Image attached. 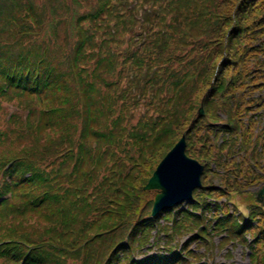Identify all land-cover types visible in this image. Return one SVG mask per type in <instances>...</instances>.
<instances>
[{
  "label": "trees",
  "instance_id": "obj_1",
  "mask_svg": "<svg viewBox=\"0 0 264 264\" xmlns=\"http://www.w3.org/2000/svg\"><path fill=\"white\" fill-rule=\"evenodd\" d=\"M86 1L0 0V125L5 104L29 112H13L0 127V196L11 194L0 201V264H179V252L136 258L168 214L151 217L154 198L147 200L144 186L184 132L188 153L198 157L196 124L219 120L223 110L237 122L249 103L263 101L264 0H151L156 12L145 9L146 18L132 8L120 15L130 0H92L84 8ZM136 21L150 28L151 40L138 42L133 59L114 56L112 43ZM170 41L174 51L194 53L185 59L195 80L161 64L172 60ZM130 62L139 76L125 84L131 71L121 66ZM144 75L136 93L133 83ZM199 97L203 116L194 107ZM141 99L150 112L134 122ZM190 206H200L196 195ZM189 211L159 230L168 243L195 226L209 246L211 222ZM234 218L227 213L213 230ZM228 229L222 244L254 233L252 264H264V213L260 227L249 220Z\"/></svg>",
  "mask_w": 264,
  "mask_h": 264
},
{
  "label": "rangeland",
  "instance_id": "obj_2",
  "mask_svg": "<svg viewBox=\"0 0 264 264\" xmlns=\"http://www.w3.org/2000/svg\"><path fill=\"white\" fill-rule=\"evenodd\" d=\"M136 3L137 0H130L129 4H127L126 6L124 5L122 8H120V10H118L119 12L122 11L120 12V15L125 16L127 12L130 11V8H132V11H135L138 14L139 18H140L139 14L143 13L145 9L146 12L147 11L152 12L151 0H142V1L138 0V5H136ZM90 4H92V0L86 1V3L82 6L84 8H90ZM146 12L142 14L143 18H146ZM154 12H156V9L152 13ZM168 18H170V16ZM141 23L138 24V21H136L131 27H129L130 28L129 31L127 32L124 31L123 39H121L119 42L112 43L114 56H118V55L122 57L127 56L128 58L133 59V55H135L134 48L135 49L137 48L138 42H142L144 40L145 42L146 41L149 42V40H151L149 36L150 28L146 29L144 25H142ZM106 24L107 23H103V26H105ZM108 26L111 25H106L105 27L107 28ZM73 30L74 29L68 27L65 29V33L70 35L71 38L76 39L75 36L71 35ZM128 38L134 39V41L137 42L135 43L129 40ZM170 45H171V49L169 48V50H167L165 54L167 57L171 56L172 60L163 61L161 62V64L166 63L169 69L179 73H183L182 81L186 79H188L189 81L195 80L197 74H195V76L193 77L192 75L196 73V71L195 72L190 71L186 73V71L190 69V67L186 63V59L191 56H194L193 55L194 53L191 52L192 54H187L184 52H179V49L174 51L173 50L175 46L174 42L170 41ZM147 48L148 50H146V55L148 57H151L153 49L149 47ZM190 48H191L190 46L187 47V49ZM160 52L161 49L158 52L153 51L154 54H158V55H160ZM181 57H183L182 59H185L187 57L184 60L185 61L184 63H182L181 59H179ZM96 58L97 60H99L100 57L96 56ZM148 61L152 63L150 59ZM131 62L127 64L124 63L121 66V68L125 67L124 71H128V70L131 71L129 77L125 78L127 79L125 81V84H128L129 82L132 81L133 78L135 79L137 76H139V71H137L138 68H133ZM147 75L148 76L153 75V71L147 70ZM145 80H146V75H144L142 80H140L138 83H133L136 93L141 92V88ZM183 84L187 85L188 83L183 82ZM121 85L124 86L123 84ZM198 85H200V83ZM211 86L209 85L204 86V88L206 89L205 91H209ZM259 92L264 93V88L259 89ZM201 94H203L202 91L200 92V97ZM145 97L147 100H151L153 96L152 94H147V96ZM200 97L198 98L199 99L198 102H196V104L194 105L195 111L196 109H199L200 106H202L200 102L201 100ZM262 103L263 102L259 103V105ZM5 106H6L5 108H7L8 110L7 113L20 112L25 115H27L28 113V111L17 109V107H15L12 104H10V107H7V104H5ZM133 109H134L133 111L134 122H136L138 118H140L144 114L145 111L150 112L147 105L144 104V100H142L139 104H136ZM226 112L227 111L224 110L219 111V117H218L220 118L219 120H221L222 118L224 120H227L226 116L228 114H226ZM260 113L261 111H259V114ZM263 114H264V109H263ZM241 116H245V115H241ZM3 118L5 122L2 121L0 127L7 128V126L11 123L9 122L10 116L6 115ZM241 119L243 120V118ZM262 119L264 120V117H261V120ZM203 120L200 121L198 124H196L198 128H196L193 132L194 136L197 137L198 139L194 138L192 140V149L200 155L197 158L206 165V170H205L206 174H204L203 177V184L205 187L202 189V191H198L195 193V195L198 198L199 205L202 206L201 199H205L206 202L209 203L210 201H214L213 198L217 199L220 198L221 196H225L226 198H228V200H232V203L230 204V208L233 209L236 208L237 212L239 209L240 215L241 214L247 215L250 212L254 214V216L256 217L259 216L258 219H256L257 222L253 223V225H259L260 227L262 216L264 213V207L262 204L255 201V196L258 191V186L256 184L253 185L254 176H255L253 173V169L259 178H264V156L263 157L261 155L258 156L255 153V149L251 145L249 140L247 141L249 145L247 144L243 145L244 147H247L246 152H243L242 151L243 149L238 151L228 152V143L231 142L232 140H231V136H229L228 133H226L225 131L231 132L229 134H232L233 132H235V129L226 128L219 125H209V123L211 122V118H204ZM231 125L235 126L234 124ZM251 125L253 127H258L256 122H251ZM262 125L263 123L261 122V126ZM204 130L206 131L207 136H209V134L211 133L208 130L215 131L213 132L214 139L216 140L219 139L217 145L212 143L210 139H208V137L206 139H201V137L203 136L202 132ZM260 136L264 138V129H261ZM251 149H253L254 151H251ZM217 152H223V155L227 157L224 163L220 162L218 158L215 156H214L215 161L217 163L213 162L212 154H217ZM249 153L253 154L254 160L257 161V163L254 164L252 168H243V166L246 163L244 157L249 160ZM227 169H229L228 174H226L225 172V170L228 171ZM224 178L226 182H224ZM262 183L263 182L258 181V185ZM148 191H149V195H147L146 197L147 200L149 198H155L156 194L158 193V191L155 189ZM169 213L172 214L170 211ZM216 213H218L217 209L214 212V216L216 215ZM164 214L158 219V223L155 225V227L152 230L153 236L156 237L157 239H152L150 244H148L139 254H136V257L138 256L140 258H144V257H148L150 254H157L162 252L167 253L170 251L174 252L179 250L182 254L185 255L184 258L188 260V262L185 263H189V264H190V260H192L193 262L199 260H206L209 262V264H252L250 258V252L252 253L251 250L254 247V246L252 247V243L254 240L250 242L249 246H244L238 243H234V244L230 243L233 239L227 240L226 243L222 244V239L224 237H229V234H227L222 238V234L217 232L215 234L211 233V235L206 236L212 240V242L208 241L209 242V246H208L205 244V242H207V239L205 237L199 236L200 230L194 226L191 229L186 230L183 234L177 236L176 238L172 237L170 241L167 243L169 236L166 237L164 233H162L163 231H160L159 228H161L163 225L172 224L174 222L173 220L174 217L172 215H168V214L164 215ZM178 214L182 215V213L180 212ZM213 219L209 218V221L212 222ZM228 224L232 229L242 228V224L236 218H234ZM160 235L162 237L164 236V238L161 239ZM158 237H160V239H158ZM239 241L242 242L241 239H239ZM190 248H192L191 250L196 253L203 252L202 257L201 255L194 256L189 254L187 250ZM196 257H201V258L197 259Z\"/></svg>",
  "mask_w": 264,
  "mask_h": 264
},
{
  "label": "water",
  "instance_id": "obj_3",
  "mask_svg": "<svg viewBox=\"0 0 264 264\" xmlns=\"http://www.w3.org/2000/svg\"><path fill=\"white\" fill-rule=\"evenodd\" d=\"M203 111V107H200L201 114ZM186 147V135H183L159 163L145 186V189L160 190L156 195L153 214L191 199L194 190L201 185L204 165L188 156ZM260 194H264V188Z\"/></svg>",
  "mask_w": 264,
  "mask_h": 264
}]
</instances>
